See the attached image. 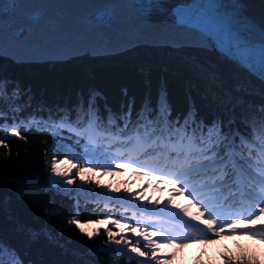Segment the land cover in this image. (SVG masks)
<instances>
[{"label": "trees", "instance_id": "16d2710c", "mask_svg": "<svg viewBox=\"0 0 264 264\" xmlns=\"http://www.w3.org/2000/svg\"><path fill=\"white\" fill-rule=\"evenodd\" d=\"M0 79L6 81L9 96L17 88L21 93L14 102L2 105L0 115L1 127L17 123L20 133L15 136L0 129V137L8 134L0 144L3 264H141L147 259L109 242L103 229L89 238L88 233L69 224L74 217L80 222H95L111 216L128 224L145 217L123 203L103 196H86L95 193L91 189L96 188L95 184L85 188L75 186L74 181L69 188L64 183H54L53 157L61 160L68 155L65 151L74 152L85 162L89 154L84 149L91 150L94 144L45 123L50 115L55 119L56 115L72 111L75 117L91 99L104 125L110 115L128 112L129 105L133 124L143 109L154 113L150 119L158 121L160 105L166 100V120L181 131L185 118L190 133L193 116L206 124L217 116L224 120L232 116L236 121L233 130L240 137H248L250 128L259 124V111L264 107V101L245 93L244 82L236 80L237 85L231 87L220 69L186 46H148L145 50L134 46L114 54L55 61L14 62L0 55ZM18 105L20 110L15 111ZM31 116L30 121L27 117ZM116 123L123 128L126 121ZM75 180L78 182L77 177ZM121 205L123 213L116 211Z\"/></svg>", "mask_w": 264, "mask_h": 264}, {"label": "snow or ice", "instance_id": "6c2138e0", "mask_svg": "<svg viewBox=\"0 0 264 264\" xmlns=\"http://www.w3.org/2000/svg\"><path fill=\"white\" fill-rule=\"evenodd\" d=\"M201 7H205V5ZM226 7L222 0H217L216 3L206 6V10L201 14L203 19L196 24L183 22L175 12V23L183 27L197 29L205 35H212L210 29H214L215 33H222L229 42L228 50L230 52L232 49L241 51L243 54L240 56V60L247 64L254 54L264 52V43H260L257 48L244 36L235 32L233 17L236 6L232 5L233 12L226 11ZM260 34L264 35V31H261ZM261 75L264 76V72ZM5 85L6 81L0 79V115H3L2 105L5 102H14L21 95L17 88L9 96ZM160 109L162 114L158 121L150 119L154 113L143 109L133 124L129 119L131 114V105H129L128 112L122 116L110 115L107 125H104V120L99 115L96 104L90 99L84 108L75 113V117L72 111H68L63 115H56L55 119H52L50 115L49 120L45 121L56 128L67 129L75 137L87 135L88 143L93 141V136L90 133H95L129 146L133 150H139L141 155L150 153L157 159H163L165 168H155L139 159L132 158L121 162H126L129 167H133L138 175L155 177L159 182L173 185L174 194H187L192 201L191 207L196 209L195 212H192L188 207L173 205L171 199L165 204L169 219L178 220L180 224L184 225L183 236L172 235L170 230L160 227L161 221L158 217L149 216L135 224L128 225V230L140 238L135 244L124 235L114 234L110 229L104 228L103 231L109 242L116 245L123 244L130 253L146 257L147 259L141 261V264H149V262L159 264L161 259L170 260L171 255L164 257L156 255L160 245L164 243L183 248L188 243L207 244L211 238H219L222 235H247L252 239L264 242V226L257 229V226L253 224L254 220L264 214V206L247 211V214L237 210L238 207H242L249 201L253 207L258 203L264 204V107H261L259 111V124L250 128L248 137H240L239 133L233 130L232 126L236 121L232 116H229L227 120L217 116L211 124L198 121L193 116L192 125L194 127L189 133L190 126L187 123V118H185L183 126L184 131L167 122L166 100L160 105ZM14 110L19 111L20 106H16ZM117 120L126 121L123 128L117 125ZM36 123L39 126L40 122ZM108 126L113 127L109 128ZM197 130L199 135H197ZM10 135H20L16 126L11 128ZM6 138H8V134L5 137H0V144H3ZM75 159H69L67 155L63 160H57L55 157L52 159V173L55 176L68 177L63 181L66 185H72L75 177H79L81 183L91 184L93 181L87 176L89 172L102 169L101 174H103L121 170L118 164L106 167L98 164L88 166L90 162L85 161V165L81 166L78 161L74 162ZM73 170H75L74 176L71 175ZM96 184L99 186L98 181ZM104 187L111 190L110 185ZM115 191L119 192L120 190L116 189ZM136 198L143 200V197L139 196V191L128 193L129 200ZM147 203L158 205L161 201L148 200ZM141 206L137 205V207ZM171 208H175L177 211L172 212ZM105 219L108 223L123 230L121 219H112L111 216L105 217ZM241 219L247 221V227H236ZM86 223L102 224L103 221ZM69 224L76 225L82 233L84 232V227L79 219L74 217L69 220ZM99 232L98 228L95 233H88L89 238L94 234L98 235ZM117 235H119V239L116 238ZM154 237H160V240H156ZM141 239L146 250H141ZM2 251L0 249V253ZM233 260L238 261V264H246V262L247 264H261L254 258L247 257L243 251L239 257L229 258L226 256L225 264H233ZM0 264H3L2 260H0Z\"/></svg>", "mask_w": 264, "mask_h": 264}, {"label": "rangeland", "instance_id": "374dc122", "mask_svg": "<svg viewBox=\"0 0 264 264\" xmlns=\"http://www.w3.org/2000/svg\"><path fill=\"white\" fill-rule=\"evenodd\" d=\"M239 1L241 3L246 4L250 14L254 16V18L257 21H260V23H262L264 26V0H239ZM148 46H161L164 47L165 49L173 48L172 46H165V45H147V46L137 45L136 47H139L141 50H145ZM195 51L199 53L201 57L203 56L206 60H208L211 64H213V66L220 69L222 71L223 76H226L228 78L231 87H235V85H237V81L239 83L244 82L243 85L245 87L243 88L245 90V93L249 94L250 97L258 101L261 102L264 101V81L252 77V75L243 71L240 67L236 66L233 62L227 60L225 57L223 58L221 55L218 56L215 54V57L213 56L214 59H210L208 57L207 52H200V51L198 52L197 49H195ZM256 86L259 87V90L257 89ZM32 117L33 116L27 117V119L31 121L33 119ZM19 121L22 122V120ZM13 126H14L13 124H9L8 126H3V127L0 126V129L3 130L4 132L11 133V128ZM90 134L95 135L96 137L99 138H102L103 136V135H97L95 133H90ZM103 137L106 138L105 139L106 142L108 140L109 142L118 143L113 140H110L106 136ZM85 143L87 144V142ZM95 144L96 143H94V145ZM111 144L107 148L97 145L93 147V149L91 150L84 149L85 152L89 154V156L99 155V159L91 158L87 160L88 162H90L88 166L98 164L103 167H106L108 165L118 164L121 170L109 171L103 174H101L102 169L94 172H89L87 173V176L89 179L93 181L91 184L81 183L79 177H77L78 182L77 180H75L74 185L75 186L81 185V187L89 188L95 184L96 188H91L93 190H96L94 195L93 196L86 195V196H90L94 198L98 194H102L104 196L103 198L106 197V199H111L112 201L121 202L125 207L131 208V206H133V210H138V209H140V211H144L145 209L153 210L155 212L152 213L148 212V213L152 214L153 218L158 217L160 219L161 228L165 230H170L172 235L183 236L184 225L180 224L178 220L169 219V214L165 209V204L169 199H171L173 205H180V207H188L190 211L195 212L196 209L191 207L192 201L190 197H188L187 194L175 195L174 186L171 184H165L159 182L158 180H155V178L150 176L138 175L129 166H126L122 162H120L121 160L114 158L116 153H113L112 149H114L116 145L112 147ZM72 149H73L72 151H76V153H79L77 148L72 147ZM125 150L123 151L124 153L123 155H121L123 157L121 158L134 159L133 156H128L129 153H127ZM139 152L140 151L138 150L137 153ZM65 153L68 154L67 156L69 159L76 158L74 162L78 161L81 166L85 165V162H82L83 161L82 158H79L80 154L74 155V152L70 153L67 151H65L64 154ZM152 157L154 158V160H161V159H157L154 156ZM128 159H125L123 161H126ZM61 160L63 159L61 158ZM154 160H150V161H154ZM74 173L75 170H73V173L71 175L74 176ZM67 178L68 177H59L54 175L53 181L54 183L55 182L63 183V181L66 180ZM97 181L99 182V186H97L96 184ZM107 185L111 186L110 191L104 187ZM67 186L71 188L70 185ZM116 189H119L120 191L116 192L115 191ZM137 191H139V196L143 197V200H140L139 198H136L135 200H129L128 193L137 192ZM148 200L161 201V203L158 205H152L147 203ZM137 205H142V206L137 207ZM104 206L107 207V205ZM260 206H264V204L258 203L253 207L252 203H250V204H245L242 207H238L237 210L243 211L245 212V214H247V211L255 210V208H258ZM123 209L124 207H122L121 205L118 209H116V211H118L119 213H123ZM171 211L175 212L177 211V209L171 208ZM102 221H103L102 224H96V223L89 224L86 222H81V224L83 225L84 232L86 233H95L96 229L98 228L99 229L108 228L114 234L119 233L120 235H124L127 239L131 240L132 243H136L137 239H140L139 237H136L131 231L128 230L129 224L125 220H122L123 230H121V228H118L113 224L108 223L106 219ZM162 223L166 224L167 226L165 227L162 226ZM253 224L257 226V229H259L261 226H264V214H261L258 219L254 220ZM236 227L238 228L247 227V221L241 219L239 223L236 225ZM141 230L143 231V229ZM154 239L160 240V237H154ZM140 245L144 247V242L142 239ZM120 246L121 249H125L129 251L126 246H123L122 244ZM242 251L243 253L246 254L247 257L254 258L256 261H259L261 262V264H264V242H261L259 239H252L250 236L247 235H235V236L222 235L219 238H215V237L211 238L207 244H203L199 242L188 243L183 248L174 247L164 243L160 245L159 251L156 253V255L157 257H164L167 255H171L170 260L161 259L159 264H225L226 256L229 258L239 257ZM151 263L155 264V262H151ZM233 264H238V261L233 260Z\"/></svg>", "mask_w": 264, "mask_h": 264}, {"label": "bare ground", "instance_id": "6f19581e", "mask_svg": "<svg viewBox=\"0 0 264 264\" xmlns=\"http://www.w3.org/2000/svg\"><path fill=\"white\" fill-rule=\"evenodd\" d=\"M56 1L58 0H39L40 3H36V0H20L16 4L14 0H0V49H5V51L19 56H51L57 54L52 53L57 50L73 49L77 46L80 48L82 44L90 42L93 36H102L105 39L104 43L106 45L120 41L126 43L134 39L142 40L147 38V36L168 41H191L199 42L200 44L204 42L206 44V40L196 34L179 32V30L172 26L174 24L166 19L167 14L164 10L172 0H163L164 3L161 0H151L148 4L147 12L141 18H137L134 12L131 14L124 12L123 9H117L120 3L119 0H105L109 3L113 2V13H110L111 16L107 17V21H105L101 28H93V34L91 33L88 20L77 12L82 0H60L57 4ZM224 1L226 2V6L232 7L234 5L230 2L233 0ZM25 2L30 6L35 15L37 13L38 17H34L33 20L25 18L23 19L25 22L21 26L15 25V21L19 22L21 18L14 14L20 11L21 5L19 4ZM41 3L46 6L43 17L39 13L40 10H38ZM240 6L241 13H244L247 17V23H258L259 26L264 28L263 24L250 14L246 4L240 3ZM22 14L26 15V12L23 11ZM26 17H29L28 14ZM236 19L238 18L236 17ZM241 21L244 22L245 20ZM240 28L247 29L243 25H240ZM260 33L258 36L263 37L264 35ZM197 47L203 52L206 50L207 54L213 59L215 54L221 55L223 58L225 57L212 46L209 49L205 45ZM225 58L233 62L231 59ZM11 124L16 126L17 123ZM64 134L67 135L68 133ZM101 139L98 141L103 142L106 138L102 136ZM125 149L129 154L138 151L133 150L129 146H126ZM250 203L251 201L245 204Z\"/></svg>", "mask_w": 264, "mask_h": 264}, {"label": "water", "instance_id": "95a60500", "mask_svg": "<svg viewBox=\"0 0 264 264\" xmlns=\"http://www.w3.org/2000/svg\"><path fill=\"white\" fill-rule=\"evenodd\" d=\"M15 3L17 4L20 0H14ZM60 1V0H58ZM56 1V4L57 2ZM120 3L117 7V9L121 10L123 9L124 12L126 13H131L133 14V5H130L131 3L133 4L134 2H138L137 4H141L142 2H145L146 0H119ZM150 1V0H147ZM39 2V0H36V3ZM40 3V2H39ZM20 6V11L17 14H14L15 16H19V18H21V20H19V22L15 21V25H22L25 20V18H29L31 20H33L34 17H38L37 13L35 15V13L31 10L30 6L25 2L23 4H19ZM80 6H78L79 8L77 9V12H79L80 14H82L83 17H85L88 20L89 26H90V30L91 33L93 34V28H101V26L104 25L105 21H107V17L110 15L111 16V12L113 11V2H107L105 0H82L79 4ZM59 6V5H57ZM60 6H62V4H60ZM137 6V5H136ZM45 8L46 6L41 3L39 4V13H41V16L43 17L44 13H45ZM143 9L144 7H137V9ZM112 9V10H111ZM36 10V11H38ZM25 11L26 15L28 14L29 17H26V15H23L22 12ZM113 13V12H112ZM134 14L136 15L137 18H141L143 17L144 13H138L136 14L134 12ZM6 16L8 17V15L6 14ZM166 16V15H165ZM11 18V17H9ZM166 19H169V17L167 16ZM170 22V20H168ZM28 22V21H27ZM91 23V24H90ZM92 26V27H91ZM174 26L177 30H179V32H183V33H190V34H196L197 36H200L203 38V36L201 34H199L198 32L187 28V27H183L178 25L177 23H174ZM90 33V35H91ZM187 34V33H186ZM97 35V34H96ZM93 36V35H92ZM99 36V35H97ZM205 39V38H204ZM105 39L102 38V36L99 37H92V40H90V42H87L85 44H82L80 46V48H78L79 46H77L76 48L73 49H67V50H57L55 52L52 53H57L55 55H51V56H31V55H17V54H12L9 51H5V49H0V55L3 57H7L9 59H11L14 62H30V61H55V60H64L67 59L69 57H74V56H95V55H108V54H114V53H118L127 49H130L134 46L137 45H165V46H172V47H178V46H186V47H191V48H195L197 49V51L199 52H203L199 49V47L197 46H201V45H205L207 47V49L211 48L209 42L206 41V44L204 42H202L201 44L199 42H191V41H168V40H162L159 38H152V37H148L145 39H134L131 41H127L125 42H115L113 44L110 45H106V43H104ZM204 52H206L204 50ZM208 57L210 59L211 58L209 55ZM239 67V66H238ZM243 70V69H242ZM244 71V70H243Z\"/></svg>", "mask_w": 264, "mask_h": 264}]
</instances>
